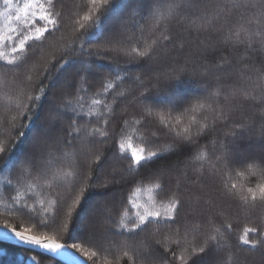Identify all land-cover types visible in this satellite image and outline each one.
<instances>
[{
  "label": "snow or ice",
  "instance_id": "6c2138e0",
  "mask_svg": "<svg viewBox=\"0 0 264 264\" xmlns=\"http://www.w3.org/2000/svg\"><path fill=\"white\" fill-rule=\"evenodd\" d=\"M114 5L115 0H80L78 7L84 14L75 23L81 31L101 28L100 36H94L93 39L98 44L108 45L105 51L126 39L130 43L137 28L143 33L141 20L152 23L153 35L160 33L154 41L156 46L140 51L137 43V47L132 48L135 54L133 59L140 71L135 77H126L124 81L130 87L138 83L143 90L138 96H124L117 91L111 102L118 106L127 100L142 106L144 115L137 123L143 125L151 122L165 135H170V139H162L160 131H157L154 139L132 151L129 159L124 139L105 127L111 116L103 111L109 108L108 97L113 83L121 78L118 73H111L115 81H110L102 70L89 69L81 60V68L75 75L81 77L83 86L77 81L73 84V90L51 98L43 87L40 88L43 99L48 100V103L45 106L41 102L38 107L42 111L38 110L28 117L30 127L36 121H40V126L35 129L30 150L15 159L9 158L10 172L15 169L17 162L22 165L15 183L10 177H5L8 185L5 198L10 202L6 211L19 215L37 230L55 227L56 234L48 235L45 231L37 234L33 227L18 229L5 220L0 226V240H14L17 244L39 248L46 254L62 256L69 264H84L68 252L69 248L81 251V244L69 243L68 239L63 244L58 243L56 235L60 232L77 238L89 234L94 238L97 251L85 252V258L91 264H100V252H110L104 246L109 236H119L133 242L130 264H226L224 260L217 259L215 254L218 247H222L219 234L229 225L221 224L202 241L184 245L177 242L178 251L166 243L167 234L158 236L157 233L165 228L171 229L178 222L180 210L185 207L186 201L191 203L195 198L197 202L209 203L212 197L205 190L207 185L204 180H211L215 170L243 169L236 174L259 172L264 176V149L253 154L236 150L240 141L246 136L250 138L258 122L259 137L264 140V61H260L257 66V62L251 59L253 53L264 55V0H128V3L120 5L121 14L115 23L105 27L104 18ZM64 7L62 0H23L22 3L21 0H0V76L7 77L18 72L22 63L30 59L23 56L26 48L31 47L30 42L42 44L47 38L46 34L52 35L60 30ZM140 9L146 11L145 16H140ZM192 45L196 46L194 51ZM92 55L111 60V57L103 56L100 50L96 53L89 51L85 59ZM193 88L200 91L193 93L190 91ZM35 99L41 100V97ZM28 100H33V97L29 96ZM98 106H102L99 114L96 111ZM26 107L29 112L32 111L31 104ZM202 110L213 113L211 126L199 122L201 119L207 121ZM237 112L244 116L239 123L231 120L232 114ZM114 114L115 111L111 110V115ZM124 123L127 125L129 121L125 120ZM219 124H223L226 130L209 140V133ZM131 138L127 137L128 140ZM81 140L102 147L101 153H93L100 161L98 167H101L95 186L123 187L135 183L136 176L133 173L145 180L155 174L159 180L155 187L164 193L163 198L159 202L150 198L142 211L139 210V204L129 199L127 203L138 209L135 219L130 222H125L129 211L123 198L115 195L106 197L92 207L86 217H81L77 208L82 206L81 198L86 191L84 187L79 189L74 202L67 204L66 210V199L57 198L49 202V207L53 209L51 213L44 206L45 202H40L38 207L31 197L25 199L27 193L22 195L19 190L23 181L34 177L46 178L51 162L66 157L68 152L65 150L74 151ZM202 140L209 142L201 145ZM193 147L195 154L189 153L187 167L199 172L191 180L199 191L185 187V180L190 179L187 171L182 173L185 180H176L175 184L164 180L166 174L172 175V169L169 168L160 167L146 175L140 174L141 169L188 152ZM205 150L209 151L212 160L211 172L203 171L201 156ZM0 153L7 154L8 149L0 145ZM53 178L58 179V176L53 174ZM35 186L30 183L27 187L33 189ZM92 187L93 184L88 183L87 190ZM236 187V184H231L229 188L225 183L219 191L221 195L235 199L237 194L232 190ZM12 192L15 195H11ZM71 195L70 190L68 198ZM240 199L245 205L249 202L253 206L257 203L264 205V183H259L256 188H248L247 194ZM205 211L210 212V209ZM102 220L108 223L107 228L101 227ZM213 220L210 219L209 223H213ZM150 227H154L156 232H150ZM260 228L257 225L245 230L246 234L259 233L260 240L241 237L240 243L250 245L253 249L257 243L264 244V232H260ZM97 233L99 238L95 239ZM140 233H145V238L137 240ZM169 252L173 258L171 260L166 255ZM129 254V251L124 253L125 256ZM113 260L115 264H120L114 255ZM29 264H40V261L32 256ZM104 264L109 262L105 260Z\"/></svg>",
  "mask_w": 264,
  "mask_h": 264
},
{
  "label": "trees",
  "instance_id": "16d2710c",
  "mask_svg": "<svg viewBox=\"0 0 264 264\" xmlns=\"http://www.w3.org/2000/svg\"><path fill=\"white\" fill-rule=\"evenodd\" d=\"M23 0H21V3ZM64 4V17L62 26L59 31L54 32L52 35L46 34V39L42 44L38 42H30L31 47L26 48L23 56L30 57L22 63L18 72H15L7 77L0 76V145H3L8 149V153H0V225L5 220H8L13 227H33V231L38 234L39 231H45L48 235L56 234L55 227H49L47 229L37 230L29 222L24 221L19 215L12 214L6 211L10 202L5 198V190L8 187L5 177H10L15 183L17 173L21 168V164L17 162L14 170L10 172V157L15 159L26 151V140L28 134L34 130L38 121L34 126L30 125V117L32 113L41 110L39 105L41 102L46 106L48 100L43 99L40 92V88L43 87L48 97L63 95L66 91L73 90V84L77 81L83 86V82L80 76H76L75 73L81 68V60H84V64L89 69L102 70L103 74L108 77L110 81H115V76L111 73H118L121 80L113 83V89L108 97L109 108L103 109L104 112L111 116V120L105 126L109 132H114L117 136L124 139L125 152L128 158H131V153L140 147L144 146L145 142H151L154 139V133L160 131L162 139H170V135H165L163 130H158L151 122L141 125L137 123L138 120L144 115L142 106L135 105L134 102L127 100L124 103H120L118 106L111 102L112 96H115L117 91L123 93L124 96L131 94L139 95L143 90L140 84H136L134 87H130L129 83L124 82L125 78L135 77L140 69L137 67L133 57L135 54L132 52L133 47H137L139 44V50L150 49L155 47L154 41L160 33L153 35V25L149 21L141 20L143 25V33L140 29L135 30V36L129 43L127 39L119 45L111 46V50L105 51L109 48L108 45L98 44L94 41L93 37L98 38L101 34V28H89L87 31H81L79 25L75 23L76 20L84 14L78 5L80 0H62ZM128 3V0H115L113 9L107 13L104 18V26L111 27L115 23L117 17L121 14L120 5ZM126 12V9L124 10ZM146 15L144 9H140V16ZM195 45H192V50H195ZM82 50V51H81ZM98 50L102 52L103 56L111 57L109 59H100L96 55L87 57L85 54L89 51L96 53ZM21 55V54H16ZM252 61L257 62L259 66L260 61H264V55L253 53L251 57ZM21 63V61H17ZM68 82L64 86V90L55 91V84L62 78V76L68 72ZM118 85V88H117ZM190 91L193 93L199 92V89L193 88ZM33 97V100L29 101L28 97ZM40 96L41 100L35 99ZM122 98V97H121ZM31 104L32 111L29 112L26 105ZM102 106H98L96 111L99 114ZM125 108L127 111L125 112ZM111 110L115 111L114 115H111ZM42 111V110H41ZM202 114L207 116V121L201 119V124H212L213 113L210 110H202ZM43 118V113H42ZM88 119V117H85ZM94 119V118H93ZM244 119L241 113H233L231 120L239 123ZM128 120L129 124H125L124 121ZM259 121V116H257ZM102 123V122H101ZM103 126V125H102ZM67 130V125H64ZM259 122L256 129L246 136L244 140L240 141L237 145L239 151L246 150V148L256 142V138L259 137ZM123 130V131H121ZM226 129L223 124L216 126L214 131L209 133V140L212 137L221 135ZM27 133V135H22ZM131 136V140L127 137ZM258 139V153L264 149L262 147L264 140ZM209 140H202L201 145L206 144ZM111 143V138L109 139ZM255 148V146H253ZM66 157L61 160H53L48 166L47 177L40 178L34 177L23 181V185L19 188L21 194H25V199L31 197V200L37 202V206H40V202H45L44 206L48 208L51 213L53 209L49 207V202H54L57 198L66 199V205L72 204L79 194L81 187L86 188V191L81 198V208H77V211L81 215L86 210L87 204L92 201L97 195H104L111 197L113 195L122 197L124 205L129 211V216L125 217V222L135 219L137 208L132 207L127 202L132 199L141 207L139 210H143L144 206L150 202V198L159 202L164 193L157 189L155 185L159 182L157 176L154 174L148 179H140L136 173L135 183H130L123 187L110 186L109 188H100L96 185V177L100 167V161L96 159L93 153H101L102 147L100 145H89L86 140L77 142L75 150L67 149ZM80 151V153L78 152ZM84 151V152H83ZM189 153L195 154V148H191L188 152L181 153L179 155H173L169 160H160L152 165L150 168H144L140 170L141 175H146L149 172L160 167L172 169V175L176 180H185L183 172H188L190 179L185 180V187L190 188L192 191H199L197 186L192 185L191 180L195 179L199 172L193 170L187 165L190 162ZM255 151L249 150L247 154H253ZM201 161L204 163L203 171L211 172L212 160L209 158V151L205 150L201 156ZM127 165H125L126 167ZM237 171H243V169H237L236 171H229L224 169L215 170V175L211 180H204L207 185L205 189L211 194V200L208 204H204L203 201L197 202L195 198L191 203H185V207L180 210V219L176 224H173L171 229H163L157 233L158 236L167 234L168 240L166 243L171 244L173 250H177V242L184 245L196 240H203L206 235L221 224L229 225L227 229H222L220 236V245L216 252V258L222 259L226 264H264V244L257 243L256 248H251L250 245H243L240 243V238L245 237L249 240H260L259 233L247 232L246 229L254 228L260 225V232H264V205L257 203L253 206L251 202L247 205L240 199L241 196L247 194L248 188H256L259 183H264V176H261L259 172L255 174L237 175ZM67 177H65V174ZM179 173V174H178ZM53 174L62 179L58 182L53 178ZM166 183L175 184L176 180L170 178L169 175L164 176ZM73 182L75 188L73 190ZM34 183L36 186L33 189H28V184ZM88 183H92L93 187L87 190ZM199 183V182H198ZM227 184L230 188L231 184H236V189L232 190L237 194L233 199L231 196L225 197L220 194L224 184ZM139 189V191H137ZM71 190V198H68V193ZM11 195H15L12 192ZM227 199L231 202L227 203ZM29 200V203H31ZM166 202V201H165ZM228 204V205H227ZM210 209L209 211H205ZM121 215H123V208L121 209ZM213 223H209L210 219H213ZM101 227L107 228L108 223L101 221ZM179 229V234H177ZM115 231V230H113ZM150 232H156L154 227L149 228ZM215 234V233H214ZM145 233H140L137 240L145 238ZM99 238V233L95 239ZM65 239L69 240V243L76 242L81 244V251H78L85 257V252L97 251L94 246L93 240L90 236L80 235L78 238L73 235L69 236L67 233L60 232L56 235V240L64 242ZM132 241H127L119 236H109L105 242V247L110 252H100L99 261L100 264H104L107 260L109 264H115L113 255L117 257L120 264H130L131 262V245ZM125 251H129V255L125 256ZM163 251V249H161ZM111 253V254H110ZM250 254L256 256L250 257ZM168 258L173 259L171 253H166ZM36 256L40 261V264H64L58 260H55L47 255L39 252L27 250L21 247L0 243V264H29V258ZM90 263L91 261L88 260Z\"/></svg>",
  "mask_w": 264,
  "mask_h": 264
},
{
  "label": "rangeland",
  "instance_id": "374dc122",
  "mask_svg": "<svg viewBox=\"0 0 264 264\" xmlns=\"http://www.w3.org/2000/svg\"><path fill=\"white\" fill-rule=\"evenodd\" d=\"M70 73H71V72L69 71L68 73H66V75L64 74V75L62 76V78H61V79L55 84V86H54V92H51V95H52V94H53V95L56 94L55 91H57V90H62V91L64 90V86H65V84L68 82V75H69ZM49 98H50V97H49ZM39 126H40V121H38V123L36 124L34 130L31 131V132L28 134V138H27V140H26V142H25V143H26V150H30L31 145H32V141H33V137H34V135H35V129L38 128ZM258 139H259V138L257 137V138L255 139L256 142H254L253 144L249 145V146L246 148L245 151L242 150V153H247V152L249 153V150H251V151H255V153H258V149H261V148L258 147ZM259 141H262L261 138L259 139ZM262 145H263L262 147H264V143H263ZM253 146H255V148H254ZM236 150H237L238 152L241 153V151L238 150L237 146H236ZM78 152L80 153V151H78ZM83 152H84V151H83ZM63 159H64V158H63ZM100 171H101V167H100V169L98 170L97 176H98V174H99ZM170 178L176 180V178H174V176H170ZM59 179L61 180L62 177L59 176L58 179H55L56 182H58ZM96 179H97V177H96ZM105 198H106V196H104V195H97L96 197H94V198L92 199V201L89 202V203L87 204L86 210H85L84 212H82L81 217H86V214L88 213V211H89L92 207H94L97 203L102 202ZM226 201H227V203L231 202L229 199H227ZM227 205H228V204H227ZM84 235H86V236H90V238H91L92 240L94 239V238H93L91 235H89V234H84ZM95 238H96V237H95ZM254 255H255V254H254ZM254 255L250 254V257L255 258L256 256H254Z\"/></svg>",
  "mask_w": 264,
  "mask_h": 264
},
{
  "label": "water",
  "instance_id": "95a60500",
  "mask_svg": "<svg viewBox=\"0 0 264 264\" xmlns=\"http://www.w3.org/2000/svg\"><path fill=\"white\" fill-rule=\"evenodd\" d=\"M1 226V225H0ZM0 242L2 243H6V244H11V245H18V246H23V247H27V248H31V249H34V250H37V251H41L43 252V250L39 249V248H33V247H30V246H26V245H22V244H17L14 242V240H10V241H3V240H0ZM68 252L71 253V254H74L77 258H79V260L83 261L84 264H89L84 258H82L80 255H78L77 253H75L73 250H71L70 248L68 249ZM44 253V252H43ZM50 256H52V254H48ZM56 259H58L59 261H62L64 262L65 264H69V262L62 258V256H52Z\"/></svg>",
  "mask_w": 264,
  "mask_h": 264
},
{
  "label": "bare ground",
  "instance_id": "6f19581e",
  "mask_svg": "<svg viewBox=\"0 0 264 264\" xmlns=\"http://www.w3.org/2000/svg\"><path fill=\"white\" fill-rule=\"evenodd\" d=\"M2 226V225H1ZM57 242L58 243H61V244H63L64 242H61V241H58L57 240ZM0 243H2V242H0ZM3 244H6V243H3ZM8 245H11V244H8ZM13 246H17V247H21V248H24V249H27V250H31V251H35V252H39V253H42V254H44V255H47V256H49V257H51V258H53V259H55V260H58V259H56V258H54V257H52V256H50V255H48V254H46V253H43V252H41V251H37V250H34V249H31V248H27V247H23V246H18V245H13ZM71 250H73L75 253H77L78 255H80L82 258H84L89 264H91L84 256H82L78 251H76L75 249H72V248H70ZM59 261V260H58ZM60 262H62V261H60ZM64 263V262H63ZM65 264V263H64Z\"/></svg>",
  "mask_w": 264,
  "mask_h": 264
}]
</instances>
